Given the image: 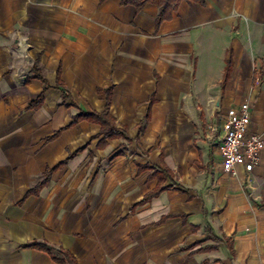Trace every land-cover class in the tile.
Returning a JSON list of instances; mask_svg holds the SVG:
<instances>
[{"label": "crops", "instance_id": "1", "mask_svg": "<svg viewBox=\"0 0 264 264\" xmlns=\"http://www.w3.org/2000/svg\"><path fill=\"white\" fill-rule=\"evenodd\" d=\"M158 10L0 0V264H56L33 241L78 264H264V150L250 172L225 173L210 128L248 102L264 135V0H181L156 26ZM34 64L48 84L36 109ZM107 87L130 140L101 144L88 120L66 127L102 112ZM153 167L170 171L167 187L137 204L159 182Z\"/></svg>", "mask_w": 264, "mask_h": 264}, {"label": "trees", "instance_id": "2", "mask_svg": "<svg viewBox=\"0 0 264 264\" xmlns=\"http://www.w3.org/2000/svg\"><path fill=\"white\" fill-rule=\"evenodd\" d=\"M100 1H104V0H100ZM148 1H152L153 3H155L158 6L159 10H158V14L156 17V26H158L161 21L171 18L172 12L177 8L178 3L181 0H120L121 4H123V5L131 4V5L135 6L137 9H140L144 5V3L148 2ZM229 64H230V62L228 61L226 69H225V78L227 77V74L229 71V66H230ZM32 71H33V77L40 79L42 82V85H43V89H42L41 93L28 104V108L36 109L43 102L44 91L48 88V84H47V81L43 78L37 64L33 65ZM57 75L58 76H57V80H56V86L57 87L61 86L64 88V85L59 78V72L57 73ZM63 90H64L63 96L65 99L66 96H68V95L66 93L67 91L65 89H63ZM97 92L104 95V99H105L104 110L102 112H95V111L84 112V111H82V112L72 116V118L70 119V121L66 127H69V126L77 123L80 120H88V121H92V122H96V123L100 124L99 134L103 135L102 140H100L101 144H104L105 139H107V138L122 137L123 139L130 140L131 138L127 134L126 129L116 127L114 118L108 112V109L110 106V100H111L112 87H107V88H102V89L99 88V89H97ZM148 117H149V111H147L145 118L148 119ZM59 132H60V130L57 131L54 135H52L49 139H52L53 137L57 136ZM73 154H69V156L64 161L59 162L54 167L48 168L43 173V176L40 179V181L34 187L29 189L26 192L25 196L29 195L30 193H35L39 187H42L44 184H46V182L48 181L50 172L56 168L62 167L65 164V162L67 161V159L70 158ZM160 158H161V155H160ZM143 167H146V166H139L140 169ZM152 175H157V177L161 175L159 177V182H158L157 186L152 191L145 194L144 197L142 198V200L140 202H138L137 204H141V203H144L146 201H149L152 197L157 196L162 190H164L167 187V186L161 185L163 179L170 175V171L166 167H163V168L153 167ZM23 246L24 247L37 248V249H40V250L47 252L48 254H50L52 256V259L56 264H78V261L75 258V256L67 249H63V248L56 249V248H53V247H51V246H49L43 242H36V241L30 242V243L25 244Z\"/></svg>", "mask_w": 264, "mask_h": 264}, {"label": "built area", "instance_id": "3", "mask_svg": "<svg viewBox=\"0 0 264 264\" xmlns=\"http://www.w3.org/2000/svg\"><path fill=\"white\" fill-rule=\"evenodd\" d=\"M250 104L243 102L227 110L217 132L216 148L225 173L235 175L239 169L250 172L260 161L264 135L251 130Z\"/></svg>", "mask_w": 264, "mask_h": 264}, {"label": "rangeland", "instance_id": "4", "mask_svg": "<svg viewBox=\"0 0 264 264\" xmlns=\"http://www.w3.org/2000/svg\"><path fill=\"white\" fill-rule=\"evenodd\" d=\"M183 67L186 68V65H183ZM145 136H146V134H145ZM104 168H105V169L108 168V164L105 165ZM126 199H127V198L124 197V198L122 199V203L115 204V205L111 208V211H112V212L114 211V213H122V211H123V209H124V205H125V203H126ZM87 210H88V209H87Z\"/></svg>", "mask_w": 264, "mask_h": 264}]
</instances>
